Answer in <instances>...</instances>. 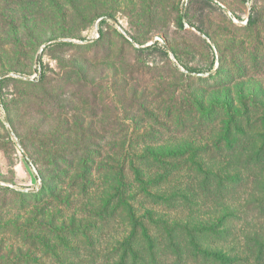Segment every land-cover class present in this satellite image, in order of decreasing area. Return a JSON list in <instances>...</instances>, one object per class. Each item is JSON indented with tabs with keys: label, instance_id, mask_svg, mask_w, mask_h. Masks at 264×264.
<instances>
[{
	"label": "rangeland",
	"instance_id": "374dc122",
	"mask_svg": "<svg viewBox=\"0 0 264 264\" xmlns=\"http://www.w3.org/2000/svg\"><path fill=\"white\" fill-rule=\"evenodd\" d=\"M0 77V264H264V0H0Z\"/></svg>",
	"mask_w": 264,
	"mask_h": 264
},
{
	"label": "trees",
	"instance_id": "16d2710c",
	"mask_svg": "<svg viewBox=\"0 0 264 264\" xmlns=\"http://www.w3.org/2000/svg\"><path fill=\"white\" fill-rule=\"evenodd\" d=\"M251 22V21H250ZM56 44H67L68 42H64V41H58V42H55ZM145 48H147V47H143V49H145ZM10 77H5V78H2V79H0V87H1V84L3 83V81L5 80V79H9ZM123 247H124V244L122 245Z\"/></svg>",
	"mask_w": 264,
	"mask_h": 264
},
{
	"label": "water",
	"instance_id": "95a60500",
	"mask_svg": "<svg viewBox=\"0 0 264 264\" xmlns=\"http://www.w3.org/2000/svg\"><path fill=\"white\" fill-rule=\"evenodd\" d=\"M44 46H45V44H43L41 48H43ZM1 77H2V76H1ZM1 77H0V78H1Z\"/></svg>",
	"mask_w": 264,
	"mask_h": 264
}]
</instances>
